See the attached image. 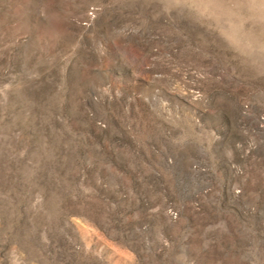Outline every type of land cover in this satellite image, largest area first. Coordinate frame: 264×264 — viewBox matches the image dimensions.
Listing matches in <instances>:
<instances>
[{"label":"rangeland","instance_id":"374dc122","mask_svg":"<svg viewBox=\"0 0 264 264\" xmlns=\"http://www.w3.org/2000/svg\"><path fill=\"white\" fill-rule=\"evenodd\" d=\"M0 264H264V0H0Z\"/></svg>","mask_w":264,"mask_h":264}]
</instances>
